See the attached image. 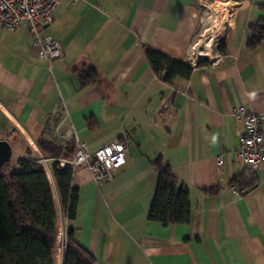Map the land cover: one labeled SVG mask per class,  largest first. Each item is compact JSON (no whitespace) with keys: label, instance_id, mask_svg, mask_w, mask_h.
<instances>
[{"label":"crops","instance_id":"0c3cea01","mask_svg":"<svg viewBox=\"0 0 264 264\" xmlns=\"http://www.w3.org/2000/svg\"><path fill=\"white\" fill-rule=\"evenodd\" d=\"M260 19L264 0L62 1L41 29L62 47L49 65L29 28L0 26V140L12 149L9 164L39 139L55 141L58 127L89 152L127 142L110 179L97 184L86 167L73 171L78 200L68 225L95 264H264V166L245 170L243 124L233 115L243 106L264 120V39L247 45ZM211 32L207 52L201 37ZM145 48L187 62L191 74L166 84ZM92 69L96 80L82 85L79 75ZM157 157L188 190L186 224L148 218Z\"/></svg>","mask_w":264,"mask_h":264},{"label":"trees","instance_id":"16d2710c","mask_svg":"<svg viewBox=\"0 0 264 264\" xmlns=\"http://www.w3.org/2000/svg\"><path fill=\"white\" fill-rule=\"evenodd\" d=\"M251 28L249 47L264 39V19ZM218 49L222 51L221 45ZM144 56L155 76L169 85L178 77L188 78L193 70L187 62L172 59L151 48L144 49ZM206 63L204 58L198 66ZM79 77L85 86L94 82L97 75L92 69ZM36 144L42 157L48 159L50 178L32 152L0 169V264H56L58 213L65 223L61 264H95L94 256L74 239V230L68 225L76 214L78 200V190L72 186L73 170L53 160L71 154L74 140H68L62 146L57 141L41 138ZM152 164L159 176L149 220L163 225L188 223L191 217L188 190L160 157Z\"/></svg>","mask_w":264,"mask_h":264},{"label":"built area","instance_id":"2783aa9c","mask_svg":"<svg viewBox=\"0 0 264 264\" xmlns=\"http://www.w3.org/2000/svg\"><path fill=\"white\" fill-rule=\"evenodd\" d=\"M62 1L77 0H0V26L7 30L20 26L29 28L35 44L39 47L40 55L49 65L51 61L63 56L62 47L50 35L41 34V29L50 25L56 7ZM233 115L238 123L243 124L244 129L238 151L242 164L245 169L257 172L264 166V120L258 114L246 111L243 106L236 107ZM54 131L55 141L64 146L68 140L73 139L74 149L68 156L61 155L53 160H57L60 166L70 167L73 171L78 166L86 167L97 184L110 179L112 173L125 163L127 142L124 138L89 152L86 145L80 142L69 128L58 127ZM32 147V153L49 175L48 159L43 158L36 147ZM217 161L221 164L220 157ZM231 189L236 194L242 192L235 186ZM59 234L64 248L65 225L60 218L57 220V237Z\"/></svg>","mask_w":264,"mask_h":264},{"label":"rangeland","instance_id":"374dc122","mask_svg":"<svg viewBox=\"0 0 264 264\" xmlns=\"http://www.w3.org/2000/svg\"><path fill=\"white\" fill-rule=\"evenodd\" d=\"M215 35H216V32H211L210 34H208V36L206 35L204 37H201L202 38L201 43L206 45L208 42H211L213 44ZM206 51H208V50H206ZM48 177L50 178L49 175H48ZM64 225H65V223H64ZM61 241H62V237H61V234H59L58 239H57V245H56L57 246L56 264H61V261H62V253H63L64 248H61Z\"/></svg>","mask_w":264,"mask_h":264},{"label":"water","instance_id":"95a60500","mask_svg":"<svg viewBox=\"0 0 264 264\" xmlns=\"http://www.w3.org/2000/svg\"><path fill=\"white\" fill-rule=\"evenodd\" d=\"M11 156H12V149H11L10 145L4 140H0V169L6 163L10 162ZM51 187H52V190H53V193L55 196V190H54V186H53L52 182H51ZM55 198H56V196H55Z\"/></svg>","mask_w":264,"mask_h":264},{"label":"bare ground","instance_id":"6f19581e","mask_svg":"<svg viewBox=\"0 0 264 264\" xmlns=\"http://www.w3.org/2000/svg\"><path fill=\"white\" fill-rule=\"evenodd\" d=\"M207 44H208L207 46L209 48L207 52H212L213 51V45H212V43L211 42H208ZM61 248H62V241H61Z\"/></svg>","mask_w":264,"mask_h":264}]
</instances>
